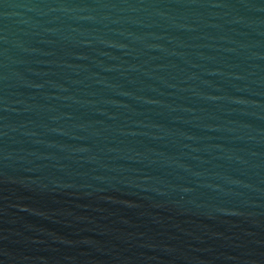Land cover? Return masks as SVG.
I'll use <instances>...</instances> for the list:
<instances>
[{"label": "water", "instance_id": "water-1", "mask_svg": "<svg viewBox=\"0 0 264 264\" xmlns=\"http://www.w3.org/2000/svg\"><path fill=\"white\" fill-rule=\"evenodd\" d=\"M0 264H264V0H0Z\"/></svg>", "mask_w": 264, "mask_h": 264}]
</instances>
